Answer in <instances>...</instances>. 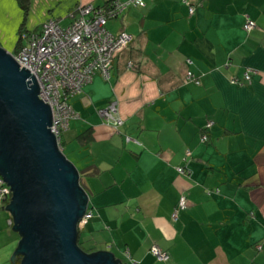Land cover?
<instances>
[{"label":"crops","instance_id":"1","mask_svg":"<svg viewBox=\"0 0 264 264\" xmlns=\"http://www.w3.org/2000/svg\"><path fill=\"white\" fill-rule=\"evenodd\" d=\"M108 1L29 0L24 16L18 0H0V33L23 18L35 32L49 18L65 25L78 3ZM187 1L145 0L109 19L130 41L108 78L95 72L68 97L78 115L62 152L90 213L79 237L127 264H264V0ZM17 38L2 46L13 52ZM247 68L248 81H231ZM188 69L199 83L184 79ZM110 101L120 124L97 112ZM0 209V264H13L20 235ZM153 244L169 259H156Z\"/></svg>","mask_w":264,"mask_h":264},{"label":"water","instance_id":"2","mask_svg":"<svg viewBox=\"0 0 264 264\" xmlns=\"http://www.w3.org/2000/svg\"><path fill=\"white\" fill-rule=\"evenodd\" d=\"M38 88L34 75L0 45V175L11 189L4 208L20 235L10 259L20 254L19 264H127L110 251L87 252L77 244L87 196L57 146L51 110Z\"/></svg>","mask_w":264,"mask_h":264},{"label":"built area","instance_id":"3","mask_svg":"<svg viewBox=\"0 0 264 264\" xmlns=\"http://www.w3.org/2000/svg\"><path fill=\"white\" fill-rule=\"evenodd\" d=\"M182 1L188 3L187 0ZM144 4L145 0H110L102 5L78 3L70 10V20L67 24L62 25L58 19L49 18L39 31L31 32L26 36L23 34L24 42L19 50L10 52L20 67L24 66L34 75L39 86L38 96L50 107L49 127L61 151V133L68 127L70 119L78 115L69 103L68 97L81 91L83 85L91 81L95 72L108 78L115 55L122 51L131 39L129 33L124 30L113 34L106 26L107 21L131 5ZM188 10L192 13L193 5L189 4ZM254 26L255 21L250 18L242 24L246 31ZM128 66H132L130 61ZM252 72L251 68H247L242 77L233 76L231 81L242 84L251 78ZM184 79L194 83L200 82L189 69L185 71ZM97 112L106 121L120 124L123 120L115 101L99 107ZM210 124L211 121H208L205 128L207 129ZM200 137L201 140H206V132L202 131ZM177 169L183 170L181 166ZM10 197V186L0 175V203L6 198L9 202ZM186 203L185 194H180L172 212L173 218L180 209L186 207ZM87 216L85 212L78 226L86 222ZM7 222L12 225L10 214ZM257 248H261V245L258 244ZM150 252L158 260L169 259V253L156 244L151 245Z\"/></svg>","mask_w":264,"mask_h":264},{"label":"trees","instance_id":"4","mask_svg":"<svg viewBox=\"0 0 264 264\" xmlns=\"http://www.w3.org/2000/svg\"><path fill=\"white\" fill-rule=\"evenodd\" d=\"M18 2H19V5L21 6V9H22L23 14H24V16H25L26 13H27L28 7H29V0H18ZM23 27H24V18L22 19V22H21V24H20V26H19L18 38H17V42H16V45H15V50H14V51H18L19 48H20V46H21L22 43L24 42L23 34H24V36H26L27 34H29V33H31V32H35V31H32V30L27 29L26 27H24V28H23ZM70 120H71V119H70ZM68 125H69V124H68ZM205 125H206V124H205ZM205 125L202 127V130H203V131L206 130ZM87 131H88V129L84 130V131L80 134L81 138H83V139H85V140L88 139V136H87V134H86ZM61 144H62V138H61ZM7 202H8V201H7V198L4 199V200L0 203V208L5 207V205L7 204ZM4 204H5V205H4ZM86 213L88 214V216H87V220H86V222H87V221H88V218H89V216H90V213H89L87 210H86ZM86 222H85L83 225L78 226V230H79L80 227L84 226V225L86 224ZM77 244H78L83 250H85V251H87V252H91V251H93V250L91 249V246L85 244V239H84V240H83V239H80V237H79V232H78ZM94 251H95V250H94ZM20 259H21V255H20V254H17L16 257H15L14 264H19V263H20Z\"/></svg>","mask_w":264,"mask_h":264},{"label":"rangeland","instance_id":"5","mask_svg":"<svg viewBox=\"0 0 264 264\" xmlns=\"http://www.w3.org/2000/svg\"><path fill=\"white\" fill-rule=\"evenodd\" d=\"M1 23V22H0ZM3 23H8V22H4ZM8 25V24H6ZM26 26V25H25ZM24 26V27H25ZM23 27V28H24ZM18 33H19V30L17 31H13L11 28L10 29H5L3 31V33H0V45H2V42L4 43H8L10 42L11 40L15 39L16 37H18ZM6 211L3 210V209H0V218L4 219V217L6 216Z\"/></svg>","mask_w":264,"mask_h":264}]
</instances>
